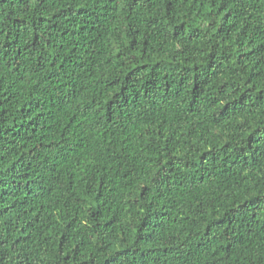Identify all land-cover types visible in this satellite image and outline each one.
<instances>
[{"label": "trees", "instance_id": "trees-1", "mask_svg": "<svg viewBox=\"0 0 264 264\" xmlns=\"http://www.w3.org/2000/svg\"><path fill=\"white\" fill-rule=\"evenodd\" d=\"M0 264H264V0H0Z\"/></svg>", "mask_w": 264, "mask_h": 264}]
</instances>
